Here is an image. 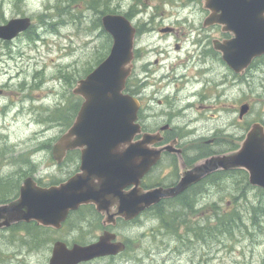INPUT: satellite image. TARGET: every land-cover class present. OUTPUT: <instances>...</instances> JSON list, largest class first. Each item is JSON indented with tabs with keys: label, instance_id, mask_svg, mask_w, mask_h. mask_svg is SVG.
Here are the masks:
<instances>
[{
	"label": "rangeland",
	"instance_id": "374dc122",
	"mask_svg": "<svg viewBox=\"0 0 264 264\" xmlns=\"http://www.w3.org/2000/svg\"><path fill=\"white\" fill-rule=\"evenodd\" d=\"M107 1L87 0L70 5L68 0H0V24L25 16L34 23L29 35L8 44L0 43V90L4 91L0 95V182L25 170L22 161L30 159L39 164L47 184L66 179L75 169L71 160L56 168V162L46 149H52L75 121L77 115L73 108L78 106L79 110L83 102L72 92L77 81L85 78L109 53L112 42L107 40L102 28H98L102 15L92 9L106 12ZM139 3L147 6V12L137 18L148 19L154 13L152 8L168 3L163 6V13L175 19L169 16L176 13L170 5L181 7L191 1L141 0ZM133 4V0H110V8L121 14L130 11ZM141 8L143 6L138 10ZM194 15L198 17L197 12ZM256 85V97H264L263 85L258 82ZM263 110L264 103L256 104L248 122ZM237 111L224 107L218 112L216 106L200 111L204 121L192 123L193 114H190L180 125L193 133L187 141L195 142L197 148L203 149L204 139L217 133V150L235 149L245 134V123L238 122ZM14 189L9 192L12 197L17 195ZM201 191L202 195L194 199V212H184L188 215L181 219H185L187 225L181 226L179 234L191 225L206 229V224L212 223L208 220L216 216L215 211H232L236 213L238 224L243 222L233 238L202 233L200 238L205 239L199 240L190 232L186 239L162 231L160 220L151 215L142 218L137 225L121 227L120 236L130 239L137 249L135 253H151L155 264H264V211L258 215L257 224L251 220L252 206L263 204L259 200L260 191L245 185L242 174L226 176L215 184L205 182ZM30 226L13 234L6 230L0 232V264H34L40 258L33 255L37 231ZM42 233L48 261L57 233L52 230H42ZM143 264L153 263L145 258Z\"/></svg>",
	"mask_w": 264,
	"mask_h": 264
},
{
	"label": "flooded vegetation",
	"instance_id": "af4514ba",
	"mask_svg": "<svg viewBox=\"0 0 264 264\" xmlns=\"http://www.w3.org/2000/svg\"><path fill=\"white\" fill-rule=\"evenodd\" d=\"M198 1V4L194 3L195 0L183 3L180 5L182 8L171 4L176 13L169 16H174L175 19L167 18L168 16L163 13V6L168 3L152 8L154 13L148 19L137 18L140 14L145 16L146 8L131 17L136 28V40L134 67L127 81L126 93L139 103L137 123L142 130L134 141H141L144 134H153L157 136L158 142L152 144V149L169 147L162 152L156 165L142 180L141 187L144 190L176 187L181 181L184 167L190 169L209 157L236 150L237 147L217 150L219 144L217 133L209 139L203 138L205 146L203 149L195 147V142L189 143L187 138L193 133L187 131V127L181 126L180 122L187 119L190 114H193L190 121L197 123L205 120L201 110L217 106L218 112H222L224 107L235 108L239 113L238 122L245 123L244 136L254 124H261L264 127V110L248 122L254 106L264 103L263 95L257 97L255 95L257 82L264 88V55L250 58L248 55L236 53L237 58L228 62L223 50L229 49L237 37L232 30L224 28L221 11L215 10L213 13L206 0ZM194 7L198 9L193 10ZM196 12L197 18L194 15ZM182 14L183 17L180 18ZM211 18L214 19L213 22H209ZM0 43L6 44L4 41ZM261 90L264 94V89ZM3 93L4 91L0 90V95ZM242 108H247L243 116ZM73 111H76L77 115L78 106H75ZM46 150L51 153L54 160L53 149ZM81 156V150H73L68 152L62 164L56 163L55 166L59 169L67 161H72L75 169L65 180L80 172ZM22 162L25 170H19L9 176L10 182L12 181L15 186L14 192L18 189L17 195L8 197L7 201H14L19 197L20 188L28 178H33L41 187L64 181L47 184L36 160ZM14 180H18V183H14ZM205 181L206 179L191 186L174 198L163 200L133 221L127 222L118 217L117 206H113L109 212V216L114 217L113 220H108L106 205L101 212L94 204H86L71 212L58 230H50L57 233L55 243L63 244L69 251L75 246L89 247L102 240L106 248L107 235L111 244L125 245V249L117 255L103 254L77 264H106L108 261H113L114 264H143L145 258H149L150 262L155 264L151 253L144 255L135 253L137 249H134L130 239L120 236L119 229L139 224L143 217L156 214L160 207L197 199L202 195L201 189ZM28 225L37 231L33 255L40 258L34 264H49L50 260L47 261L45 254L46 239L42 233L46 228L33 221L17 223L4 230L13 234ZM160 249L162 250V247H159Z\"/></svg>",
	"mask_w": 264,
	"mask_h": 264
},
{
	"label": "water",
	"instance_id": "95a60500",
	"mask_svg": "<svg viewBox=\"0 0 264 264\" xmlns=\"http://www.w3.org/2000/svg\"><path fill=\"white\" fill-rule=\"evenodd\" d=\"M222 12V22L232 30L236 40L224 49L228 62L236 53L250 58L264 54V0H206ZM103 27L114 44L110 55L73 90L84 102L71 128L54 147V158L61 163L68 151L80 149V173L66 182L48 188L38 186L32 178L24 181L18 199L0 205V230L21 222L36 221L44 227L60 228L69 213L81 205L94 204L98 211L106 205L109 212L134 220L163 199L173 198L208 175L218 171L243 169L252 186L264 189V128L254 124L239 150L214 156L192 168H183L180 183L173 188L144 190L141 181L157 163L164 150L151 148L158 142L153 134H141L136 123L138 102L124 94L133 69L135 30L124 16L106 15ZM30 18H16L0 26V39L13 40L31 27ZM247 112L242 108L241 116ZM132 187L130 190H125ZM106 200V201H105ZM124 249L111 244L106 236L90 247L68 251L56 245L50 264H76L95 256L116 255Z\"/></svg>",
	"mask_w": 264,
	"mask_h": 264
},
{
	"label": "trees",
	"instance_id": "16d2710c",
	"mask_svg": "<svg viewBox=\"0 0 264 264\" xmlns=\"http://www.w3.org/2000/svg\"><path fill=\"white\" fill-rule=\"evenodd\" d=\"M92 2H97V0H91ZM81 2H87V0H68V3L70 4H75V3H81ZM93 10L95 9L96 11L99 12V14H105V11H99V9L92 7ZM111 8L108 4H106V13L110 12ZM112 12V11H111ZM232 174H242L243 177H245V185H249L247 182V174L245 172L241 171H232V172H223L220 171L211 177L207 178V182H211L213 184L219 182L221 178H225L226 176H230ZM15 186L11 185L10 180H4L0 182V203L6 202L7 198L10 196L9 192L12 190ZM249 187H251L249 185ZM261 193L260 196V201L263 202V204L255 205L252 206L253 210L251 213L252 221L253 223L257 224L258 220V215L260 212L264 211V191L261 189H258ZM16 191V190H15ZM194 206L195 202L192 199H189L188 201L180 202V203H175L172 205V210L169 211L168 213H172L170 215V218H166L163 216L161 213L159 214L160 221H161V226L166 230V232L170 234H175L179 237H187L189 236L190 232H192L193 237L195 239H205V238H200L202 233H208L210 235L214 234L216 237L221 236L225 238H233L238 231V228L241 227L243 224H238V219L236 218V213L232 211H226L222 213H218V211H215L214 219L208 220V222L212 223H207L206 224V229H204L201 226H194L192 227L189 226L187 227L188 229L184 230V233L179 234V229L183 225H187V222L185 219H181L182 217H185V215H188V213L184 214L185 211H191L194 212ZM164 212V211H163Z\"/></svg>",
	"mask_w": 264,
	"mask_h": 264
}]
</instances>
